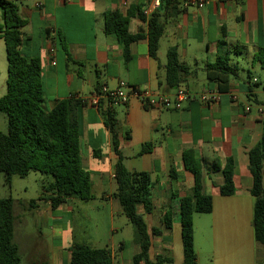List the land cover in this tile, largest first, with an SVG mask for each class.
<instances>
[{"label":"crops","instance_id":"obj_1","mask_svg":"<svg viewBox=\"0 0 264 264\" xmlns=\"http://www.w3.org/2000/svg\"><path fill=\"white\" fill-rule=\"evenodd\" d=\"M10 1L16 3L19 16L26 21L22 55L42 62L46 111L73 96L90 99L97 85L115 90L121 82L155 96H172L175 91L165 86L167 52L172 48L177 50L180 64L194 71L185 89L194 95L219 93V102L210 107L190 100L181 110L146 109L132 98L124 105L102 99L99 107L87 105L79 110L81 165L90 173L92 200L99 203L96 210L108 220V232L102 240L90 236L85 244L109 248L113 264H134L133 258L140 252L135 233L129 232L121 206L113 196L116 156L101 115V110L111 109L117 120L124 167L130 173H147L154 184L153 211L147 214L139 208L149 233L153 229L161 231L160 235H151L150 260L162 256L171 259L170 264H183L180 201L192 196L194 189V176L185 168L183 154L193 150L202 165L203 192L213 200V210L205 219L194 215L197 264H264V249L254 238L255 199L248 159V151L262 136L264 99L260 97H264V86L262 90L256 87L254 84L261 82L252 76L254 87L250 90L248 76L239 82V74L223 77L225 83L212 82L205 69L226 52L231 64H236V54L235 57L242 55L249 66L261 68L256 60L264 49V0H214L202 8L187 9L179 3H165L156 12L165 26L157 59L149 54L150 17L143 20L140 16L150 0H130L128 8L118 0ZM115 12L131 14L130 34L142 32L145 36L131 46L132 58L127 64L121 43L105 33V18ZM1 46L5 49L2 39ZM7 69L8 64L6 74ZM5 94L3 87L0 96ZM146 144L151 145V150L142 154ZM228 158L235 163V194L225 197L219 187ZM215 161L220 166L218 170ZM73 202L75 199H70L55 210L49 201H41L34 208L24 201L16 204L14 242L20 255L26 248L24 258L20 256L21 264H70L71 251L77 243L65 215L72 218ZM170 209L174 216L172 229L168 230L164 228V214ZM116 218L121 222L119 228H114ZM202 220L204 224L198 226L197 221ZM128 251L131 256L125 260L123 256Z\"/></svg>","mask_w":264,"mask_h":264},{"label":"trees","instance_id":"obj_2","mask_svg":"<svg viewBox=\"0 0 264 264\" xmlns=\"http://www.w3.org/2000/svg\"><path fill=\"white\" fill-rule=\"evenodd\" d=\"M166 4L178 3L167 1ZM2 23H0V39L4 41L8 63L6 94L0 98V113L6 115L8 132L0 133V173L5 176L7 184L13 177L26 178L31 173L50 176L52 182L44 186L38 199L31 200L28 205L34 208L41 201H49L52 209L70 199L89 201L93 199L90 173L81 165V130L78 112L87 106L84 99L71 97L59 101L51 110L44 108V90L42 84V62L40 58H26L21 49L26 37L23 28L26 21L18 14V6L14 1L0 0ZM144 20L145 16L141 12ZM131 14L122 15L115 12L105 18V33L114 35L123 46L125 63L131 60V46L144 39L142 32L132 35L129 32ZM149 54L157 59L160 40L164 34V23L161 16L154 13L148 22ZM62 46L65 48L63 41ZM67 53V51H66ZM229 53H224L212 64H207L208 79L212 82H224L223 77H236L239 67L230 63ZM257 63L264 71V49L257 56ZM194 74L189 67L180 64L175 48L167 52L165 67V86L169 91L183 88L189 77ZM252 73L249 71V89ZM225 83V82H224ZM256 87L261 84L255 83ZM101 86L97 85L96 93ZM104 125L112 140L113 153L116 156L114 180L116 191L114 198L119 202L124 216L134 227V239L140 252L134 256V264H170L171 259L157 256L154 261L149 258L151 235H160V229L151 233L139 212L142 207L145 213L153 211L152 192L154 184L147 173H130L123 165L120 150L117 120L111 109L101 110ZM262 136L259 143L248 151L249 169L253 178L251 194L255 199L253 210L254 238L264 249V120ZM151 150L146 144L142 154ZM185 168L194 176L192 196L180 201V223L183 245V264H197L194 246V215L210 214L213 200L203 192L202 165L193 150L183 154ZM215 169H220L215 161ZM235 163L228 158L223 167V183L219 187L222 196L235 194ZM19 201L12 198L0 199V264H21L19 248L14 242L15 206ZM174 213L170 209L164 214V228L172 229ZM113 254L109 248H94L87 244H75L71 251L70 264H113Z\"/></svg>","mask_w":264,"mask_h":264},{"label":"rangeland","instance_id":"obj_3","mask_svg":"<svg viewBox=\"0 0 264 264\" xmlns=\"http://www.w3.org/2000/svg\"><path fill=\"white\" fill-rule=\"evenodd\" d=\"M236 54H233V58L236 64H238L239 71V82L246 81L248 72L252 73V76L259 79L261 82V87L259 89L262 90L264 86V71L256 65H248L244 57L241 55L240 57H235ZM6 51L3 46L0 48V90H3V87L6 88L5 77L7 74L5 73V68L7 65ZM1 97V96H0ZM262 100L264 97H260ZM8 132V124L6 115L0 113V133L7 134ZM52 182V178L50 176L41 175L39 173H31L26 178L13 177L11 184H7L5 180V176L0 173V199L12 198L15 201L26 202L27 204L31 200H35L42 193L44 186L48 185ZM74 213L72 218L65 215V221L69 219L71 223V229L73 230V237L75 242L84 244L88 241L90 236H94L96 240H102V237L108 232V220L106 219V215L100 213L96 210L99 203L95 200L82 201L79 199H75V202L72 204ZM16 208V212H17ZM197 219H205V215L197 214ZM123 221H126L129 226V232L133 233L134 227L130 224L125 216L122 217ZM205 220L197 221L198 226H202ZM120 221L118 218L114 220V228H119ZM127 232L126 230L124 231ZM111 237V236H110ZM116 240V237H115ZM25 244V243H22ZM88 245V244H87ZM25 247V245H22ZM100 246V245H99ZM24 248L21 251V257L24 258L25 250ZM131 253L125 252L123 258L126 260L130 258ZM24 260V259H23ZM23 264H26L23 261Z\"/></svg>","mask_w":264,"mask_h":264},{"label":"built area","instance_id":"obj_4","mask_svg":"<svg viewBox=\"0 0 264 264\" xmlns=\"http://www.w3.org/2000/svg\"><path fill=\"white\" fill-rule=\"evenodd\" d=\"M118 1L125 8H128L130 5V0ZM167 1L179 3L182 8L187 9L192 6L202 8L207 3L214 0H150L148 5L142 10L143 15L145 17H151L154 13L159 11ZM37 6L40 7L39 2H37ZM132 98L139 100L146 109L181 110L183 104L190 100H197L206 107L216 105L219 102V93L216 91H206L200 95H194L183 87L176 90L172 96H155L150 91H140L137 88L127 86L125 83L121 82L117 89L109 90L103 87L99 93H95L90 99L85 101L87 105L91 107H99L102 99L114 104L124 105Z\"/></svg>","mask_w":264,"mask_h":264}]
</instances>
